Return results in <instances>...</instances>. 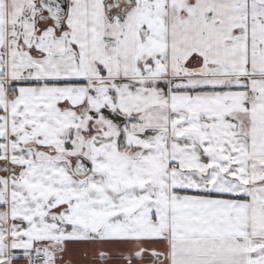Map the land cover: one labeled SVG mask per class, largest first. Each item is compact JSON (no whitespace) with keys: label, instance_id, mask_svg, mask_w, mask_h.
Returning <instances> with one entry per match:
<instances>
[{"label":"snow or ice","instance_id":"obj_1","mask_svg":"<svg viewBox=\"0 0 264 264\" xmlns=\"http://www.w3.org/2000/svg\"><path fill=\"white\" fill-rule=\"evenodd\" d=\"M0 264H264V0H0Z\"/></svg>","mask_w":264,"mask_h":264}]
</instances>
